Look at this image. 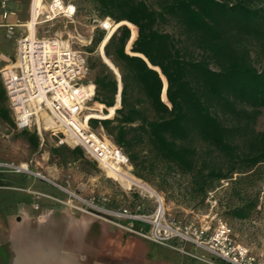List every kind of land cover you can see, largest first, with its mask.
Wrapping results in <instances>:
<instances>
[{
	"label": "trees",
	"instance_id": "16d2710c",
	"mask_svg": "<svg viewBox=\"0 0 264 264\" xmlns=\"http://www.w3.org/2000/svg\"><path fill=\"white\" fill-rule=\"evenodd\" d=\"M94 5L100 20L114 26L107 36L95 33L89 53L104 46L121 95L119 105V81L102 59H87L89 72L98 69L89 127L103 130L132 174L157 191L201 206L227 183L228 200H239L227 203V215L249 218L259 191L246 192L242 184L262 179L264 166V130L256 127L264 112V0ZM255 60H262L260 68ZM6 100L0 81V118L12 124ZM103 106L107 114L100 113ZM19 132L32 148L44 145L37 133ZM49 153L59 166L84 158L79 147L53 145Z\"/></svg>",
	"mask_w": 264,
	"mask_h": 264
},
{
	"label": "rangeland",
	"instance_id": "374dc122",
	"mask_svg": "<svg viewBox=\"0 0 264 264\" xmlns=\"http://www.w3.org/2000/svg\"><path fill=\"white\" fill-rule=\"evenodd\" d=\"M94 2L73 0L76 7L73 18L57 16L44 24L45 29L38 33L39 37L58 34L63 39H70L73 48L85 52L88 60L101 59L105 56L103 45L89 53L93 46L92 38L101 31V20ZM49 3H43L44 11ZM39 20H45V15H41ZM20 35L0 29V69L15 60ZM103 61L112 68L109 60ZM261 64L262 60H255L257 68ZM97 71H90L88 79H94ZM5 105L8 108L7 100ZM87 107L90 110L84 115L97 112V103L92 101ZM100 113L107 114L108 110L103 106ZM10 118L12 124L0 118V162L27 164L32 172L39 173L44 179L0 173L5 178H0V264H34L45 254L55 259L57 264H207L193 257L209 258L206 252L192 244L153 241L151 224H147L148 228L137 227L134 223L118 224L107 214L90 210L83 200L106 199L100 205L104 211L127 207L154 221L158 203L148 194L120 184L83 150V159L59 166L57 161L50 160L53 137L44 133V145L32 148L20 136L11 115ZM256 127L264 130V112L259 116ZM94 133L111 143L103 130L97 129ZM111 156L119 158L125 170L132 174L133 168L119 154L111 152ZM261 170L262 179L242 184L246 192L259 191L257 208L245 220L232 218L226 213L228 202L239 204L236 197L228 200L231 194L225 191L227 183L210 193L204 205L197 206L184 196L172 198L157 191L150 183L141 181L161 198L165 226L197 227L205 223L215 226L224 222L230 227L236 243L255 254H264V166Z\"/></svg>",
	"mask_w": 264,
	"mask_h": 264
},
{
	"label": "built area",
	"instance_id": "2783aa9c",
	"mask_svg": "<svg viewBox=\"0 0 264 264\" xmlns=\"http://www.w3.org/2000/svg\"><path fill=\"white\" fill-rule=\"evenodd\" d=\"M7 2L0 0V11L5 12ZM75 12L73 0H50L47 10L43 9L39 17L45 15V22L60 15L72 19ZM113 25L105 19L99 27L108 34ZM88 75L86 53L74 49L70 39H63L58 34L32 39L23 36L17 42L15 60L0 69L8 109L18 131L35 132L41 141L42 135L48 133L54 139V146L79 147L101 168L100 161L109 159L111 152L122 155L128 163L121 150L99 138L85 119L84 112L90 110L87 105L95 98V86ZM0 173L44 179L39 173L32 172L27 164L0 162ZM105 200L92 198L83 200V204L92 211L107 214L118 224H151L153 241L192 244L209 256L193 257L207 264H264V254H255L236 243L230 227L224 222L215 226L205 223L197 227L173 228L163 224L164 211L163 208L159 211V205L154 221H149L145 215L127 207L104 211L100 205ZM181 251L186 253L183 248Z\"/></svg>",
	"mask_w": 264,
	"mask_h": 264
},
{
	"label": "bare ground",
	"instance_id": "6f19581e",
	"mask_svg": "<svg viewBox=\"0 0 264 264\" xmlns=\"http://www.w3.org/2000/svg\"><path fill=\"white\" fill-rule=\"evenodd\" d=\"M44 8L45 7L41 0L32 1L31 21L29 22V27H28L30 29V32L26 34L30 39L34 37V26L36 25V20L39 18V15L43 12ZM112 28H110L108 34L111 32ZM100 162L101 165L104 167V169L109 173V175H111L114 179L118 180L120 184L133 189H138L148 194L150 197L155 198L159 205L160 211H162L161 198L158 197V195L148 185H146L144 182H142L132 174L128 173L123 166V162L119 158H117L116 156H111L109 157V159ZM50 263L57 264V261H55V259L53 260V258H51L48 254L42 255L41 258H38V260L34 262V264H50ZM63 264H67V263L64 262Z\"/></svg>",
	"mask_w": 264,
	"mask_h": 264
},
{
	"label": "crops",
	"instance_id": "0c3cea01",
	"mask_svg": "<svg viewBox=\"0 0 264 264\" xmlns=\"http://www.w3.org/2000/svg\"><path fill=\"white\" fill-rule=\"evenodd\" d=\"M33 0H8L5 12L0 11V29L10 30L12 33H21L19 39L30 32L29 22L31 21V5ZM42 3L49 2L50 0H41ZM5 13V16H4ZM50 21L39 20L36 21L34 26V36L37 38H46L40 36L38 33L43 32L45 29L44 24ZM27 27V28H26ZM17 47V46H16ZM1 179H5L1 177ZM19 181V180H18ZM19 183H21L19 181Z\"/></svg>",
	"mask_w": 264,
	"mask_h": 264
},
{
	"label": "water",
	"instance_id": "95a60500",
	"mask_svg": "<svg viewBox=\"0 0 264 264\" xmlns=\"http://www.w3.org/2000/svg\"><path fill=\"white\" fill-rule=\"evenodd\" d=\"M113 34V33H112ZM101 59H102V61L104 60V59H106V60H108L105 56H101ZM103 63H104V61H103ZM105 64V63H104ZM106 65V64H105ZM107 67H108V65H106ZM151 67V66H150ZM113 73H114V75L117 77V79H118V81H119V84H118V96L116 95V102H117V100H118V103H119V105H120V95H121V82H120V76H119V73H118V71H117V69L112 65V68L111 67H108ZM116 69V70H115ZM155 70H157V71H159L158 69H155ZM165 90H166V86H165V89L163 90V96L165 95ZM114 107H116V103H115V106Z\"/></svg>",
	"mask_w": 264,
	"mask_h": 264
}]
</instances>
